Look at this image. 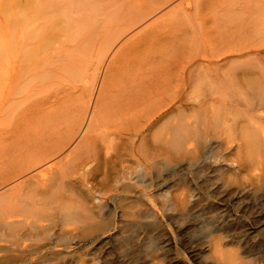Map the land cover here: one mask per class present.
I'll return each mask as SVG.
<instances>
[{
  "label": "bare ground",
  "instance_id": "6f19581e",
  "mask_svg": "<svg viewBox=\"0 0 264 264\" xmlns=\"http://www.w3.org/2000/svg\"><path fill=\"white\" fill-rule=\"evenodd\" d=\"M112 1L0 0V11L3 14L2 20L0 19V129L8 130L16 116L24 114L21 112V105L24 106L23 110L27 107L23 104L27 98L17 95V88L21 83L30 85L36 79L41 83L49 78L47 76L56 67L67 68L64 62L77 44L72 47L54 44L64 41L63 36L72 32L67 27L75 28L79 23L98 19L100 15L109 19V15L116 12ZM129 1L132 5L130 18L133 24L127 29L151 18L152 22L145 28H143L144 25L141 28L131 29L126 33V35L130 34L126 39L118 37L113 42H108L109 39L99 38L103 41L98 42V48L103 50L108 42L106 47L108 49L99 54L91 66L94 71L93 82L87 91L94 90L99 77L95 97H88L85 101L82 98L77 100L72 115L67 118L66 126L69 127L62 136L49 139L48 143L46 141L45 144L23 152L19 157L17 156L18 159L14 163L11 162L12 165L9 168L0 173V241L9 242V245L8 243L6 245L9 253L0 261V264L71 262L74 255L60 256L58 245L68 248L73 241L76 243L89 236H92L90 242H95V244L106 240L101 239V234L97 233L105 229V221L108 222L104 215H107V219L110 218L105 213L100 215L103 211L99 200L101 197L96 196V192L100 193V190L105 189L104 186L111 187L108 182V172L111 171L108 161L111 158L119 160L120 152L114 146L120 145L115 140L120 139V110L124 114L127 110L138 107L142 114L137 118L136 115L134 117L131 112H127L129 117L125 119V124L133 125V121L136 120L142 122L139 124L135 122L133 127H127L123 131V134L128 135L130 153L135 154L134 152L138 149L134 137L140 138L144 144L143 159L138 157L137 161L147 162L156 153L162 155L166 161L174 157L176 155L173 156L174 153L184 155L190 152V149L186 152L185 147L191 137L214 136L216 131H221L225 135L221 139L237 131L241 133L246 143L264 145V0H248V3L244 5L239 3L237 13L241 20L233 26L235 27L233 31L241 36L239 40H236L238 42L224 45L221 48H211L208 53L202 54L207 59L206 63L197 61L195 55L187 60L184 66L178 61L181 68L177 65L178 69L175 71H164L162 75L166 77L161 81H157L156 78L151 79V81L155 80V87L161 90L157 93H153L156 91L153 84L142 86L139 80H136L137 75H133L135 69L146 72L143 69L145 53L132 55L129 58L132 66L126 71L123 69V73L120 71L121 54L131 47L137 51L150 42H154L155 47L166 46L165 50L169 53L174 51L184 53L189 30L185 26L182 27L181 23L185 22L182 17L189 16V12L210 11L211 5L216 0ZM221 1L218 0L219 3ZM168 4L172 5L170 11L154 17L162 11V6ZM19 18L21 21L17 23H21V26L13 27ZM170 20H173V29L176 28L179 32L177 30V33L172 32V28H169ZM168 33L173 34L172 37L168 36ZM42 37L47 41L43 47L39 46L38 42ZM236 37L238 36H231L232 39ZM242 40L244 42H241ZM118 43H120V48L114 50ZM108 50L110 52L114 50L113 57H111L114 58L111 59L115 64L113 67L111 60L105 63ZM221 56L224 60L218 63V58ZM46 60L50 67L43 69ZM170 63V59L164 61V64ZM223 67L226 69L219 72L218 70ZM120 78L128 81L121 89L118 83ZM190 86L199 88V92L194 96L185 94ZM209 89L212 90L208 91ZM122 92L127 94H124L121 100L123 104L120 107V93ZM133 100L136 103L132 102ZM33 102L36 101L33 100ZM113 114H116L118 118ZM170 115H172L170 123L160 132L158 138L152 134L150 141L149 132L159 121ZM24 116H21V119ZM109 116H113L115 121L110 120ZM117 119L119 123H116ZM109 120L116 123H111L114 127L108 124L109 128L113 127L111 131H107L108 127L105 126ZM103 127L105 132H103ZM219 132L218 134H221ZM94 138H98L101 143L97 139L95 141ZM96 142L100 143V149L99 146L96 148L99 149L98 151L94 150L99 145ZM223 142H218L217 145L208 144L213 156H218ZM252 145H250L251 148ZM91 149L95 151L93 160L97 163V166L95 163L96 168L90 167L94 164H88L90 169L76 176L74 174L76 160L88 154ZM66 150L68 151L65 153ZM249 151L248 153H251ZM89 154L88 157L92 158V154ZM89 158L84 161L80 159L79 164H87ZM125 168L130 167L125 166ZM141 168L143 172L141 171L140 175L146 174V168L142 163L135 166V170H142ZM207 168L209 166L203 164L197 168V172L191 171L193 177L195 174L199 176L200 171ZM212 168L210 167L209 170ZM189 175L190 172L180 177L181 181L190 182ZM118 192L119 189L115 193ZM144 194L147 200L152 201L149 193ZM90 201L94 207H97L96 209L88 205ZM106 203L109 204V202ZM39 208L47 211L43 219L33 217L35 215L33 211L37 209L39 211ZM113 209L111 207L112 213H114ZM84 211L86 213L83 215L78 214ZM74 214L80 215L81 220L86 224L78 228L65 227L68 230L63 229L66 219ZM97 217L99 220L95 219ZM78 229L80 230L77 231ZM95 232L97 235L93 236Z\"/></svg>",
  "mask_w": 264,
  "mask_h": 264
},
{
  "label": "rangeland",
  "instance_id": "374dc122",
  "mask_svg": "<svg viewBox=\"0 0 264 264\" xmlns=\"http://www.w3.org/2000/svg\"><path fill=\"white\" fill-rule=\"evenodd\" d=\"M247 1L230 0L228 3V0H222L219 3L216 0L211 5L210 11L189 12V16L182 17L185 22L181 23L183 28L185 26L189 30L184 53L166 52V46L155 47L154 42L144 44L137 51L131 47L125 52L122 51L124 53L120 57V71L123 73V69L126 71L132 66L129 63V58L132 55L135 56L144 52L143 69L146 72L143 73L141 69H135L133 75H137L136 80H139L142 86L153 84L156 90L153 93L161 91L155 87V80L151 81V79L156 78L157 81H161L166 77V75H162L164 71L172 72L178 67L181 68L193 55L196 56L197 61L206 63L207 59L202 54L208 53L211 48H221L224 45L238 42L236 40H239L241 36L233 31L235 28L233 26L241 20L237 13L239 3L244 5L248 3ZM112 3L116 12L111 15L106 14L110 16L109 19L100 15L98 19L94 18L85 23H79L75 28L68 26L67 28L71 29L72 32L63 36L64 41L54 43L63 47H72L77 44L64 62V66H67L66 69L56 67L47 76L49 78L41 83L36 79L30 85L21 83L18 86L17 95L27 98L23 103L27 107L24 111L22 109L24 106L21 105V112L24 114H19V118L16 116L15 122L13 121L8 130L0 129V173L9 168L12 165L11 162L14 163L23 152L45 144L46 141L48 143L49 139L62 136L69 127L66 126L67 118L72 115L77 100L82 98L85 101L88 97H95L99 77L96 80L98 82H96L94 90L87 91L93 82L94 71L91 66L99 54L107 51V43L113 42L118 37L126 39L130 35H126V33L131 29L141 28L144 25L143 28H145L152 22L151 18L138 22L134 27L127 29L133 24L130 18L132 11L130 1L113 0ZM162 7V11L154 17L170 11L172 5L168 4ZM2 18L3 14L0 11V19L2 20ZM20 21V18L16 20L13 27L19 28L21 23L17 22ZM169 28H172V32H176L177 29H173V20H170ZM177 32L179 31L177 30ZM171 33H168V36L172 37L173 34ZM231 36L238 37L232 39ZM99 38L109 39L103 50L98 48V42L103 41ZM38 42L39 46L42 47L47 43L43 37ZM119 44L114 47V50L120 48ZM114 50L111 52L108 50L106 64L114 59L111 58ZM164 51L165 53H163ZM166 59H170L171 63L164 64ZM218 59V63L224 60L222 56ZM178 61L181 62L182 66L179 65ZM44 65L43 69L50 67L47 60ZM177 65L178 67H176ZM225 69L226 67H223L218 71L222 72ZM122 81V78L118 81L120 89L124 88V84L128 82L127 80ZM210 90L212 89L208 91ZM126 92L120 93V101L124 94H127ZM198 92L199 88L190 86L186 89L185 94L194 96ZM132 102L136 103L135 100ZM122 104L121 101L120 107ZM127 112H131L137 118L142 116L138 107L127 110ZM127 112L123 114V111L120 110V120L117 119L116 122L119 123L118 120L120 121V139H115L120 145L114 146L120 152L119 160L111 158L108 161L111 170L108 172V179L110 180L112 177L108 182H110L112 189L107 185L104 186L106 190H100V193L96 192V196L101 197L99 200L103 211H100V215L108 214L111 221L107 219V215H104V218L108 220L107 223L104 220L105 229L99 233H93V236L101 234V239L106 240L95 244V242H90L92 236H89L76 243L73 241L68 248L58 245L61 252L60 256L74 255L72 263L61 262L60 264H264V145L261 142V146L246 143L241 133L237 131L230 136L226 135L227 137L223 139L227 140L223 142L224 140L221 138L225 135L221 131H218L221 134L216 131L217 136H204L203 138V135L202 137L196 135L191 137L192 141L190 140L185 147L186 152L188 149L190 152L184 154L185 156L178 151L180 154L174 153L173 156L176 155L166 161L162 155L154 152L156 153L154 157L147 162L137 161L138 157L143 159L144 144L140 138L134 137L138 149L134 152L135 154L130 153L128 135L123 134V131L127 127H133L135 122L139 124L142 121H133V119V125L125 124V119L129 117ZM23 115L25 116L21 119ZM113 115L115 117L116 114ZM114 117L109 116L110 120L115 121ZM171 118L172 115L166 116L155 125L149 132L150 141L152 134L158 138L160 132L170 123ZM109 121L105 124V126L107 125L106 128L108 127L107 131L113 129L114 126L111 123L116 124ZM108 124L113 127L109 128ZM103 129L105 132L104 127ZM109 136L112 137L113 135ZM96 139L98 142L100 141L98 138ZM96 139L94 138L95 141ZM218 142L223 143L216 157L211 154L208 144L217 145ZM100 143L97 146L95 144V151L100 149ZM248 145L250 149L247 148ZM98 146L99 149H96ZM68 150L64 152L66 153ZM92 151L93 149L89 151L92 158L88 157L89 153L80 158L83 161L89 158L87 164H79L80 159L76 160L74 165L76 176L87 169L89 170L88 164H94L89 166L96 168L97 163L93 160L95 151L93 153ZM138 163H142L146 168V174L140 175L141 171L143 172L142 168V170H135ZM203 164L208 165L209 168L200 171L199 176L195 174L193 177L192 172ZM125 166L130 168L127 169ZM210 167H213L212 170H209ZM188 172H190V182L183 183L181 178ZM117 179L119 180L117 181ZM113 188L119 189V192L115 193L117 190H113ZM102 192L107 194L104 195ZM142 192L149 193L152 201L147 200L148 198ZM111 193L115 196L113 197ZM103 197L105 199H102ZM110 199H114V201ZM88 205H91L92 209L97 208L93 206L91 201ZM109 205L110 207H108ZM44 207L47 208V206ZM111 207L114 208V213L111 212ZM45 210L40 209L38 211L37 209L33 211L35 215L32 216L43 219L46 215L45 212H47ZM47 210L51 211L48 208ZM84 213L86 212H78L80 215ZM78 214L68 217L63 229L68 230L85 225L86 223L81 220ZM95 219L99 220L98 217ZM109 222L110 225H108ZM106 242L108 243L106 244ZM7 243L9 245L7 241H0V261L9 253V250L6 249ZM54 262L56 261L50 264H54Z\"/></svg>",
  "mask_w": 264,
  "mask_h": 264
}]
</instances>
